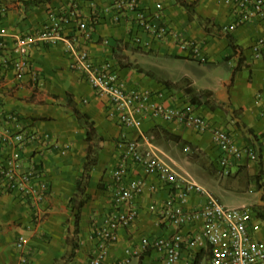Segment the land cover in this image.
<instances>
[{"label": "crops", "instance_id": "1", "mask_svg": "<svg viewBox=\"0 0 264 264\" xmlns=\"http://www.w3.org/2000/svg\"><path fill=\"white\" fill-rule=\"evenodd\" d=\"M189 1L195 3L193 18L175 0H141V8L152 13L157 4H162L163 19L175 27L181 39L196 43L204 61L190 49L182 51L176 41L151 42L129 18L115 22L112 0H82L74 8L75 14L67 16L62 35L86 47L96 64L117 59L128 64L129 67H122L116 63L128 87L162 91L175 103L182 100V105L194 102L212 127L226 130L240 147L257 151V160L231 159L229 174L220 166L222 152L213 143L210 131L198 133L184 125L151 117H144L138 128H126L110 118L111 103L99 98L84 73L72 68L73 60L64 43L53 45L41 39L55 17L70 12L68 0H0V5L7 7L0 19V32H5L0 36V130L5 134L21 132L48 137L45 143L24 145L20 153L24 166L33 167L49 185L48 196L38 207L45 213L41 221L32 216L33 211L19 195L0 188V264H87L97 247L95 230L113 205V171L119 163L116 144L123 135L138 141L182 177L205 189L208 187L202 182H209L202 177L206 173L211 181L228 187H253L258 202L250 207L255 212L264 205V53L259 57L252 48L264 36V25L252 23L230 34L237 46L235 50L228 34L222 31L230 23V8L218 0ZM201 20L208 22L209 30ZM78 22L92 26L93 36L88 38L86 32L79 31ZM136 34L142 42H151L150 46L137 43ZM157 60L182 62L186 86L181 88L174 80L164 78ZM196 63L214 66V71L208 72L206 84H200L201 78L193 72L192 64ZM18 64L25 67L22 79L17 78ZM166 81L172 86L168 87ZM69 96L80 111L97 123V132L105 140L98 164L90 174L86 189L89 199L79 220V250L71 261L67 232L75 225L77 210L70 200L83 176L88 144L87 131L76 115L58 105L57 98L66 100ZM55 144L66 145L69 150L63 154L54 148ZM12 150L0 139V164ZM131 174L143 176L136 168H132ZM147 184L155 189H147L135 199L138 219L120 229L119 240L108 246L104 264L120 260H127V264H155L157 255L141 250L142 238L173 232L159 220V209L169 196V188L155 176L147 177ZM188 201L189 207H196L203 204L204 198L192 194ZM254 225L262 230L263 236L257 237L264 241V222L256 216ZM42 235L52 237V242H44ZM20 236H26L25 246L19 244ZM69 236L73 237V230ZM194 248L200 262L205 253L199 252L200 247Z\"/></svg>", "mask_w": 264, "mask_h": 264}, {"label": "built area", "instance_id": "2", "mask_svg": "<svg viewBox=\"0 0 264 264\" xmlns=\"http://www.w3.org/2000/svg\"><path fill=\"white\" fill-rule=\"evenodd\" d=\"M82 0H68L71 10L65 16L55 17L42 40L56 45L64 43L65 50L72 57L74 70L84 73L86 80L96 90L99 98H105L111 103L109 116L126 128H138L144 117L176 123L192 128L198 133L210 131L212 141L218 147L222 156L220 166L227 171L231 159L241 161L244 158L257 160V151L252 147H240L233 137L224 129L212 127L209 121L201 115L191 101L182 105V100L174 102L162 91L154 92L147 88H130L117 68V61H105L96 64L86 47L78 41L65 39L62 27L68 23V15L75 14L76 6ZM114 21L129 18L140 30L146 33L151 42L176 41L182 51L192 50L196 56L205 60L194 41L181 39L174 26L163 19L162 4L156 5L152 13L143 11L141 0H112ZM230 8V23L222 28L225 34H232L239 28L257 23L264 25V0H218ZM91 7L94 4L91 3ZM7 7L0 5V19ZM106 12L110 10L106 9ZM101 16V13H99ZM70 16V15H69ZM79 31L93 36V27H87L78 22ZM5 34L0 32V36ZM86 38V37H85ZM135 41L144 46L151 42H142V37L136 34ZM105 43V42H103ZM254 53L261 57L264 53V36L258 38L252 46ZM27 53L26 49H23ZM24 68L17 66V78L22 79ZM45 138L38 134H5L0 130V139L4 145L13 148L11 153L0 164V188L7 193H15L39 217V205L48 196L47 182L33 167H25L20 149L28 143H45ZM119 163L113 171L114 200L113 205L101 226L95 230L97 247L87 264H104L108 257V246L119 240V231L133 225L138 219L135 199L147 189L153 191L155 186H148L147 177H157L170 190L168 198L159 209V220L173 232L169 235L144 237L140 248L143 252L157 255L155 264H264V241L259 239L254 225L255 211L249 207L228 208L209 190L180 175L173 167L164 162L156 154L142 148L136 140L126 135L117 141ZM54 148L65 154L69 147ZM132 168L140 169L143 175L132 177ZM264 177V176H263ZM264 181V179H263ZM192 194L204 198L200 206L189 207L188 200ZM19 244L25 246L24 236L19 237ZM194 247H200L199 252L205 253L201 261L193 253ZM195 249V248H194ZM189 251L188 255L185 254ZM190 252L192 254L190 255ZM120 260L116 264H127Z\"/></svg>", "mask_w": 264, "mask_h": 264}, {"label": "trees", "instance_id": "3", "mask_svg": "<svg viewBox=\"0 0 264 264\" xmlns=\"http://www.w3.org/2000/svg\"><path fill=\"white\" fill-rule=\"evenodd\" d=\"M179 5L185 8L190 16L193 18L195 16V3L189 0H175ZM202 22V25L206 30L208 29V22ZM227 38L230 41V45L237 50V46L233 44L231 36L227 35ZM117 58H120L117 56ZM117 63L122 67H129L128 64H125L121 61V59H117ZM165 84L168 87L172 86V83L166 81ZM58 105L64 108L71 109L74 115L79 120V123L86 129V141L88 144L87 154H86V164L84 166L83 176L80 181H78L77 192L74 197L71 198L70 204L72 205L74 210H77V214L75 215V225L73 229L68 228V244L71 246V253L69 256V261L73 260L79 250V220L80 214L83 206L88 202L89 196L86 194V189L90 180V174L92 170L98 164V156L100 151L103 149L104 138L101 137L97 132V123L90 119L86 114L80 111L77 107V104L74 102L72 97H68L66 100H62L57 98ZM194 103V102H192ZM195 104V103H194ZM256 216L264 222V205L259 206L256 211ZM45 217H43L44 219ZM73 230V237L71 238L69 235Z\"/></svg>", "mask_w": 264, "mask_h": 264}, {"label": "rangeland", "instance_id": "4", "mask_svg": "<svg viewBox=\"0 0 264 264\" xmlns=\"http://www.w3.org/2000/svg\"><path fill=\"white\" fill-rule=\"evenodd\" d=\"M157 63H159L161 66L160 72L163 74V76H165L164 78H168L167 80H170V79L174 80L181 88H182V85L186 86L187 82L185 81V79L182 78V62L171 61V60H167V61L157 60ZM203 65L204 64H200V63L192 64V67L194 70L193 72L196 74L198 78H201L200 84H206L207 78L210 77V74L208 75V72L210 73V71H214V66L212 64H207L206 67H203ZM197 94L200 95L201 97H204L203 93L197 92ZM208 175L209 174L205 173L204 176L202 177V180L205 181L206 178H208V181L206 180V182H209V183L202 182V184L208 187L209 190L213 192V194L222 202V204L226 205L228 208L236 209V208H241L245 206L250 207L256 202H258L257 201L258 194L252 190L253 187H247L246 184L240 185L238 187H235V186L228 187L224 183L218 184L217 181H214V180L211 181V177H208ZM47 185H48V182H47ZM3 192L7 193L5 188L3 189ZM46 198L43 199V202L46 200ZM39 215H40L39 217L35 215H32V216H35V219L38 218L41 221L43 217H45V213L40 211ZM256 233L259 237L263 236L262 230L258 228L256 229ZM42 236H43L44 242H49V243L52 242L50 241L52 240V237H50L49 239L48 236H45V237L44 235ZM24 238L26 241V236H24ZM28 260L29 259H26L27 262Z\"/></svg>", "mask_w": 264, "mask_h": 264}]
</instances>
